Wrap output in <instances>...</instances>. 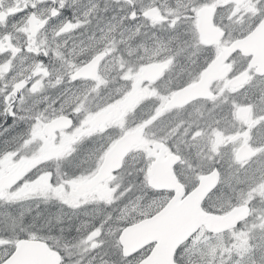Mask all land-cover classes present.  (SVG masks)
Here are the masks:
<instances>
[{"label": "snow or ice", "instance_id": "snow-or-ice-1", "mask_svg": "<svg viewBox=\"0 0 264 264\" xmlns=\"http://www.w3.org/2000/svg\"><path fill=\"white\" fill-rule=\"evenodd\" d=\"M0 264H264V0H0Z\"/></svg>", "mask_w": 264, "mask_h": 264}]
</instances>
